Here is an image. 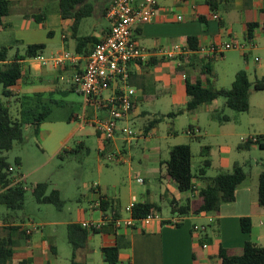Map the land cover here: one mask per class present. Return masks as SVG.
<instances>
[{
  "label": "crops",
  "instance_id": "crops-1",
  "mask_svg": "<svg viewBox=\"0 0 264 264\" xmlns=\"http://www.w3.org/2000/svg\"><path fill=\"white\" fill-rule=\"evenodd\" d=\"M111 1L86 0L84 12L87 15L75 21L74 18L61 16L56 0H7L8 13L2 18L0 25V46L8 47L10 56L14 53L22 54L28 45L42 44L44 48L39 56L43 58L50 59L65 51L77 54L80 58L76 63L67 62L63 67L56 66L51 61L43 65L36 57L21 61V77L12 88V93L16 97L38 96V100H42L50 107L58 104L56 96L65 97L68 93H72L78 95L83 104V98L75 91L72 79L76 73L83 70L87 54L108 34L110 24L105 13ZM141 1L133 0V5L137 6ZM210 1L156 0L157 12L154 19L136 27L134 39L138 45L147 50L149 55L144 61L132 63L129 66V85L136 91L134 108L128 119L120 123V126H128L131 119L140 116L138 103L150 97L149 92L152 90L150 89L152 85H160L162 90L171 94L175 100V106L180 104L184 107L188 101L185 93L186 80L190 83L201 80L203 87L217 89L215 81L211 82L208 78L209 82H207L200 74V60L206 57L201 52L202 48L226 43L248 44L249 48L244 54L238 51V54L245 59L246 65L243 70L246 73L248 71L247 55L254 51H264V48L259 45L260 41L264 40V0L215 1L213 9L210 8ZM212 13H216L219 20H213ZM36 19H41V22ZM248 24L255 25L251 34V42L247 41ZM188 38H194L197 47L195 51L189 49ZM228 51L235 50L224 51L221 56L211 60L224 58V54ZM255 58L254 74L258 72L257 75L262 78L264 77V61H260L259 58L256 61ZM237 66L241 68L242 65L240 63ZM258 80L260 79H256L255 82ZM249 82L252 84L250 80ZM109 93L110 91L107 92ZM215 105L216 100L206 105L209 115L217 111ZM201 107L195 110H200ZM12 108L15 112L17 104L12 103ZM87 108H90L89 113ZM93 113L92 106H87L84 110L83 105L82 115L67 116L64 120L78 121V127L60 142V146H64L78 130L82 129L83 125H86L80 123L81 118L91 117ZM98 115L102 116V112L99 111ZM47 120L38 129L41 132L43 148L48 147L55 137V128L51 126L53 122ZM44 125H48L49 128H43ZM147 127H144L143 131ZM198 129L200 130L199 127ZM146 135V138L140 140L147 147L151 157L141 173L135 172L136 176L142 175L136 180L142 179L140 183L142 185L146 182L150 184L156 182L158 192L154 185L153 189L150 185L142 192L115 186L108 189L109 183L106 182L103 186L99 185V191L90 188L88 197L90 205L85 209H79L74 219L71 217L68 221L53 223L55 227L65 225L66 240L69 224L79 226L83 223L101 224L99 230L89 233L86 246L76 252V261L85 264H106L101 250L114 247L118 243L121 244V249L117 264H221L218 258L221 248L233 255L239 254L246 242L264 246V208L258 204V176L262 171H258L255 175L248 173L245 180L236 188L234 201L222 204L218 212L194 214L192 210L197 207L198 192H179L176 189L165 174L164 162L168 157L165 159L161 157L158 138L155 136L153 127ZM257 135H264V131H258L255 136H248L246 139L240 137V140L244 143L247 139L255 138ZM107 143L113 150L116 149L115 140ZM99 145L103 143L99 141ZM205 147L206 153H200L196 157L192 154V168L197 169L205 161L208 162L207 167H210L211 164L206 154H210L211 147ZM253 147L256 146L252 145L247 151ZM59 149L53 151L52 154H56ZM223 150L228 151L227 148ZM16 160H18V166H23L21 158H16ZM239 164L242 165L240 162ZM206 168L203 178L193 179L197 190L205 187L208 183L207 179L212 178L206 175ZM231 168H227V161L220 159L217 167L218 173L230 171ZM129 169L131 170V167ZM12 175L13 177L20 176L19 173H14V170ZM22 178L25 181V176ZM101 200L108 202L109 206L107 208H102L101 205L98 207L97 204ZM171 201H174L177 207L188 204L191 211L187 215L177 214V211H172ZM166 202L170 205V210L165 216L162 208L165 207ZM136 203L157 206L159 210L155 214L159 218L147 224L139 223L128 228L116 229L110 218L130 217L131 213L127 212L126 208ZM244 217L251 220L252 231L250 233H244L241 230L240 219ZM257 222L258 226H256ZM176 223H179V226H174ZM42 225L43 228L40 227L39 230L27 235L25 229L28 227L24 219L6 209L0 211V237L12 233L14 241L12 257L6 264L22 262L69 264L72 248H67L62 244L63 234L62 239L57 240L58 228L47 230L46 225ZM193 226H203L205 231L202 234L194 232ZM10 227L19 229L10 232L7 230ZM209 229L211 232L208 233ZM203 244L207 247L202 248Z\"/></svg>",
  "mask_w": 264,
  "mask_h": 264
},
{
  "label": "rangeland",
  "instance_id": "rangeland-1",
  "mask_svg": "<svg viewBox=\"0 0 264 264\" xmlns=\"http://www.w3.org/2000/svg\"><path fill=\"white\" fill-rule=\"evenodd\" d=\"M260 43V47L264 48V40ZM248 48L247 44L246 49ZM232 50L235 51H228L224 54V58L211 63L212 75H209V78L211 82L215 81L217 89L229 88L234 80L235 71L244 69L246 65L245 59L238 54V50ZM255 57L264 61V51H254L247 55V73L252 82L248 111L235 112L224 105L223 98H218L215 105L216 112H219L221 117L228 118L227 122L220 123L211 118L206 111V105L200 110L182 111L185 107L180 104L175 106L171 94L155 84L150 88L152 89L149 92L150 97L138 103L140 116L131 119L127 124L128 127L137 132L153 124L163 159L168 157L170 148L176 145L188 144L195 157L200 153H206L205 146H210V154H206L211 164L206 168V175L209 177L218 173L220 159L227 161L228 169L234 163H242L246 174L255 175L258 171H264V150L257 146L250 151L237 148L242 143L240 137L246 139L248 136H255L258 131H264V90L256 91L253 88L255 80L261 79V76L257 75L258 72L254 74ZM240 63L241 68L237 66ZM55 99L58 104L51 105V114L47 120L52 121L51 126L55 128V137L51 144L43 148L40 130L34 132V129L29 127L24 129V141L14 144L11 150L4 152L14 173L25 176V181L22 183L25 188L24 206L19 211L9 212L24 219L27 227L34 225L43 228L42 224H44L47 230L58 228L57 240L62 239L63 234L62 244L71 248L64 237L65 225L55 227L53 223L68 221L71 217L74 219L79 209L87 208L90 205L88 197L93 184L103 186L108 182V189L115 186L125 190L130 188L135 192H142L150 185L152 189L154 185L158 192V187L156 182L153 184L146 182L142 185L136 180L142 175L136 176L135 172L141 173L151 157L140 139L128 143L125 142L122 134H117L114 138L116 149L113 150L107 142L97 137L94 128L86 124L64 146H60V142L78 127V121L64 119L71 114L82 115L83 104L81 98L72 93H68L65 97L56 96ZM89 109L87 108L88 113ZM13 112L14 108H12ZM190 127L192 129L199 127L200 130L198 133L188 134ZM43 128L49 127L44 125ZM99 141L103 145H99ZM226 148L228 151L223 150ZM56 149L59 150L53 155L52 152ZM115 157L123 158L124 162H117ZM16 158L22 159L23 166L16 164ZM193 171H195L194 167ZM39 183H48L50 190L59 191V198L63 202L61 209H56L52 204L36 203L31 191ZM4 210L5 208L0 206V211ZM169 210L170 205L166 202L165 207L162 208L163 215L166 216Z\"/></svg>",
  "mask_w": 264,
  "mask_h": 264
},
{
  "label": "trees",
  "instance_id": "trees-1",
  "mask_svg": "<svg viewBox=\"0 0 264 264\" xmlns=\"http://www.w3.org/2000/svg\"><path fill=\"white\" fill-rule=\"evenodd\" d=\"M59 5V12L63 18H74L75 21L85 17L84 12L86 0H56ZM211 0L210 8H214V2ZM8 13L7 0H0V25L2 18ZM41 22V19H36ZM253 24H248L247 41L252 40ZM264 28V25H263ZM135 32V31H134ZM134 38V37H133ZM190 50H196L194 38H188ZM44 45H28L22 54L14 53L9 55V48L0 46V206L8 211H19L23 208L25 202V188L21 183L12 185V172H9L11 166L4 156L13 148V145L23 141V132L26 126H30L37 132L40 125L45 122L51 114V107L38 100V96H18L12 93V88L17 84L21 77L20 62L25 59L37 57L41 54ZM200 65V74L209 82V75H212L211 63L213 60L204 57ZM183 61V60H182ZM191 61V60H185ZM211 80V78H209ZM73 85V84H72ZM252 84L248 80L247 73L241 69L234 75V80L229 88L214 89L203 87L201 80L195 83L185 82V93L188 98L184 111L191 112L203 105H208L218 98L224 99V105L235 112H246L249 109V94ZM74 87V85H73ZM253 88L256 91L264 90V77L254 82ZM17 104L15 112L12 113V103ZM180 113V112H179ZM212 119L220 123L228 121L227 117H221L219 112L211 115ZM153 127L150 124L145 133ZM191 129V128H190ZM252 145L264 149V135H257L255 141L247 139L244 143L238 145V149H249ZM16 164L18 160H15ZM165 163V174L173 182L179 192H198L197 207L192 210L194 214L215 213L220 206L234 201L235 191L247 174L243 166L234 163L230 171H220L215 177L205 178L208 183L205 187L197 190L193 184L195 177L203 178L204 169L208 162L193 171L192 153L188 144L176 145L170 148L168 159ZM32 196L38 204H52L56 209H61L63 202L59 198V192L55 189H49L48 183H39L32 188ZM102 208H107L109 203L101 200ZM258 204L264 208V171L258 176ZM172 211L177 214L187 215L191 211L190 206H179L174 201L170 202ZM159 209L157 206L148 203H136L132 208L134 218H142L149 213H155ZM174 226H179L176 223ZM241 230L244 233L252 231L251 220L248 217L240 219ZM18 227H10V232L18 231ZM90 231L77 224L67 225V242L72 248V256L69 264H85L75 260V254L78 250L86 246V241ZM14 241L12 233L0 237V264H6L12 257ZM121 244L114 247H106L101 250L106 264H117L119 260V251ZM218 258L221 264H264V246H259L252 242H246L239 254H229L225 249H219ZM20 264H27L22 262Z\"/></svg>",
  "mask_w": 264,
  "mask_h": 264
},
{
  "label": "built area",
  "instance_id": "built-area-1",
  "mask_svg": "<svg viewBox=\"0 0 264 264\" xmlns=\"http://www.w3.org/2000/svg\"><path fill=\"white\" fill-rule=\"evenodd\" d=\"M222 1V0H216ZM156 0H142L137 6L133 5V0H112L106 9L105 16L109 21L110 28L107 36L95 44L93 49L85 57V66L80 73L73 76L72 84L75 91L83 98L84 109L87 106L94 108L91 117L83 116L81 124H87L94 128L97 136L105 142L114 140L117 134H122L125 142L132 143L138 139L146 138L144 131L135 132L128 126H120V123L126 121L134 108V97L136 91L129 85V66L132 63L144 61L149 53L146 49L137 44L134 37V31L137 26L151 22L156 16ZM213 20H219L216 13L211 14ZM254 47L253 44H250ZM236 49L243 54L247 51L246 45L226 43L223 45H212L202 48L201 52L207 58L214 59L221 56L224 51ZM45 65L49 61L56 66L63 67L67 62L76 63L80 58L77 54L63 52L50 59L42 56L36 57ZM257 61V58H255ZM107 94V92H109ZM102 112V116L98 112ZM199 129H189L188 134L198 133ZM255 141V138H251ZM110 157V156H109ZM112 157V156H111ZM117 162H124L121 157H115ZM9 168V172H12ZM142 183V179L137 180ZM22 176H14L11 184L23 183ZM91 188L99 191V185L93 184ZM133 202L135 200L133 199ZM101 203L97 206L100 207ZM133 206L126 208L131 213L128 218H110L116 229L128 228L139 223L147 224L152 220L158 219L155 213H149L142 218L132 216ZM109 219V218H108ZM81 227L88 231H96L101 228V224H81ZM39 229L38 226H32L25 229L27 235ZM193 231L203 233V226H193ZM207 245L203 244L202 248Z\"/></svg>",
  "mask_w": 264,
  "mask_h": 264
}]
</instances>
